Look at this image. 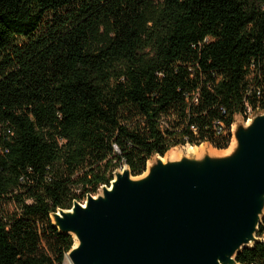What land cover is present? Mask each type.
Returning <instances> with one entry per match:
<instances>
[{
	"label": "trees",
	"instance_id": "1",
	"mask_svg": "<svg viewBox=\"0 0 264 264\" xmlns=\"http://www.w3.org/2000/svg\"><path fill=\"white\" fill-rule=\"evenodd\" d=\"M256 110L264 0H0V264H64L52 212Z\"/></svg>",
	"mask_w": 264,
	"mask_h": 264
},
{
	"label": "water",
	"instance_id": "2",
	"mask_svg": "<svg viewBox=\"0 0 264 264\" xmlns=\"http://www.w3.org/2000/svg\"><path fill=\"white\" fill-rule=\"evenodd\" d=\"M238 115L226 152L154 154L142 174L134 176L124 165L83 202L52 212L53 225L74 239L65 259L241 264L237 255L264 240L258 236L264 219V111L243 121Z\"/></svg>",
	"mask_w": 264,
	"mask_h": 264
},
{
	"label": "bare ground",
	"instance_id": "3",
	"mask_svg": "<svg viewBox=\"0 0 264 264\" xmlns=\"http://www.w3.org/2000/svg\"><path fill=\"white\" fill-rule=\"evenodd\" d=\"M184 150H193L196 154H202L204 152H210V153H218L217 150L213 149V148H208L204 145H201L200 147H195V148H184ZM173 157L175 156H178V153L177 154H172ZM64 264H70L68 258H66V261Z\"/></svg>",
	"mask_w": 264,
	"mask_h": 264
},
{
	"label": "rangeland",
	"instance_id": "4",
	"mask_svg": "<svg viewBox=\"0 0 264 264\" xmlns=\"http://www.w3.org/2000/svg\"><path fill=\"white\" fill-rule=\"evenodd\" d=\"M254 114H255V111L252 112V113L249 115V117H252ZM237 120H241V121H243V117L238 115V116H237ZM188 145H189V144H186V145H179V146L172 147L169 151L166 152L165 155L170 154V153H172V154H177L176 151L182 150V149L186 148ZM201 145H202V144H201ZM201 145H199V147H200ZM203 145H208V144H203ZM208 146H210V145H208ZM212 148H213V147H212ZM213 149H215V148H213ZM215 150L220 151V152H226V151H227V150H218V149H215ZM165 155H164V156H165ZM150 160H151V159H150ZM65 261H66V259H65ZM64 263H65V262H64Z\"/></svg>",
	"mask_w": 264,
	"mask_h": 264
},
{
	"label": "built area",
	"instance_id": "5",
	"mask_svg": "<svg viewBox=\"0 0 264 264\" xmlns=\"http://www.w3.org/2000/svg\"><path fill=\"white\" fill-rule=\"evenodd\" d=\"M251 114V113H250Z\"/></svg>",
	"mask_w": 264,
	"mask_h": 264
}]
</instances>
